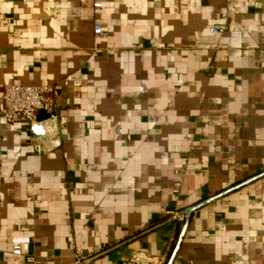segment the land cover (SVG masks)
Returning a JSON list of instances; mask_svg holds the SVG:
<instances>
[{
	"label": "crops",
	"instance_id": "1",
	"mask_svg": "<svg viewBox=\"0 0 264 264\" xmlns=\"http://www.w3.org/2000/svg\"><path fill=\"white\" fill-rule=\"evenodd\" d=\"M263 171L264 0H0V264H264Z\"/></svg>",
	"mask_w": 264,
	"mask_h": 264
},
{
	"label": "built area",
	"instance_id": "2",
	"mask_svg": "<svg viewBox=\"0 0 264 264\" xmlns=\"http://www.w3.org/2000/svg\"><path fill=\"white\" fill-rule=\"evenodd\" d=\"M95 5L100 7L102 3L97 2ZM210 30L213 33H222L226 30V27L213 26ZM94 32L97 35L104 34L103 28L99 23L94 25ZM80 82V79L67 75L60 81L40 85L7 84L4 86L1 94L3 118L7 122H18L29 127H32L36 123V114L40 109L45 110L51 118H57L58 103L56 99L60 91L70 83ZM35 149L40 152L44 147L42 144L36 143ZM181 215H185L187 219L189 217V215L184 213ZM14 252L21 253V250L17 248ZM87 263L88 258L80 254L75 256L73 262V264ZM116 264H139V260L132 258Z\"/></svg>",
	"mask_w": 264,
	"mask_h": 264
},
{
	"label": "water",
	"instance_id": "3",
	"mask_svg": "<svg viewBox=\"0 0 264 264\" xmlns=\"http://www.w3.org/2000/svg\"><path fill=\"white\" fill-rule=\"evenodd\" d=\"M34 130H35V132H36V134H37L38 136H41V135L44 134V131H43V129H42L40 126H36V127H34ZM263 174H264V171L261 172V173H259V174L256 175V176L250 178V179H247L246 181H243V182H241V183L235 185V186L232 187L231 189L236 188V187H239V186H241L242 184L247 183V182H249V181H251V180H253V179H255V178H257V177H259V176H261V175H263ZM231 189H228V190H226V191L220 193L219 195H216V196H214V197H212V198H210V199H207V200L203 201L202 203H200V204H198V205H195V206H193V207H189L188 209H186V210L184 211V214H186V215H190V213H191L194 209L198 208L201 204H205V203H207V202H209V201H211V200L217 198L218 196H221V195L227 193V192H228L229 190H231ZM187 225H188V221H187V223H186V225H185V228H184V231H183V233H182V235H181L180 241H181V239H182V236H183L184 232L186 231ZM180 241H179V244H178V246H177V249L179 248ZM177 249H176V250H177ZM176 252H177V251H176ZM176 252L174 253L172 260L174 259V256H175ZM172 260H171V262H170L169 264H172Z\"/></svg>",
	"mask_w": 264,
	"mask_h": 264
}]
</instances>
